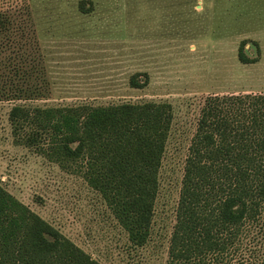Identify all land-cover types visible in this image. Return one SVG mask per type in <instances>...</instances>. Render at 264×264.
I'll return each mask as SVG.
<instances>
[{"label": "rangeland", "instance_id": "rangeland-1", "mask_svg": "<svg viewBox=\"0 0 264 264\" xmlns=\"http://www.w3.org/2000/svg\"><path fill=\"white\" fill-rule=\"evenodd\" d=\"M0 12L12 17L18 40H0V62L38 65L51 85L46 97L0 100V184L102 264H168L203 107L211 96L264 93V0H0ZM243 41L255 62L239 59ZM135 73L148 78L145 87L131 86ZM145 101L170 103L173 123L151 235L135 246L81 164L63 166L44 152L46 143H27L10 112L17 104ZM262 254L263 230L253 222L223 259L208 264Z\"/></svg>", "mask_w": 264, "mask_h": 264}, {"label": "trees", "instance_id": "trees-1", "mask_svg": "<svg viewBox=\"0 0 264 264\" xmlns=\"http://www.w3.org/2000/svg\"><path fill=\"white\" fill-rule=\"evenodd\" d=\"M81 8L90 9L85 2ZM13 25L0 12L1 41L18 43ZM244 43L239 59L255 62ZM39 77L38 65L0 62V100L48 96L50 81ZM147 83L139 73L130 78L133 87ZM10 119L27 143H46L52 160L81 164L131 243L148 242L173 123L170 103L17 104ZM253 222L264 236V93L211 96L189 147L168 264L220 261ZM0 264L102 263L0 184ZM240 264H264V254Z\"/></svg>", "mask_w": 264, "mask_h": 264}]
</instances>
